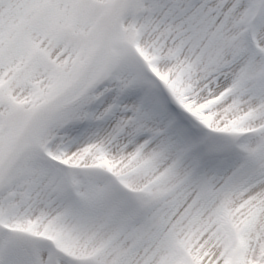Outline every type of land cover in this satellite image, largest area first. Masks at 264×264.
Wrapping results in <instances>:
<instances>
[{
  "label": "snow or ice",
  "instance_id": "1",
  "mask_svg": "<svg viewBox=\"0 0 264 264\" xmlns=\"http://www.w3.org/2000/svg\"><path fill=\"white\" fill-rule=\"evenodd\" d=\"M0 264H264V0H0Z\"/></svg>",
  "mask_w": 264,
  "mask_h": 264
}]
</instances>
